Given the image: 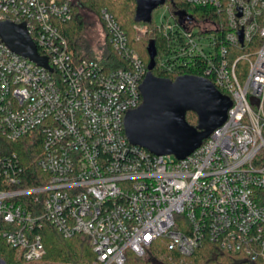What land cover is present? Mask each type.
Here are the masks:
<instances>
[{
	"label": "built area",
	"instance_id": "built-area-1",
	"mask_svg": "<svg viewBox=\"0 0 264 264\" xmlns=\"http://www.w3.org/2000/svg\"><path fill=\"white\" fill-rule=\"evenodd\" d=\"M187 2L213 8L217 19L182 30L170 55L206 60L203 76L232 105L225 122L178 159L125 133L148 68L111 11L101 9L100 18L123 59L115 67L70 48L60 24L73 18V0H0V20L25 22L50 67L0 40V236L17 250L14 264L41 260L44 222L65 237H86L91 264H125L127 250L145 257L159 239L180 261L209 239L264 264V0ZM170 20L161 19L166 30ZM252 43V57L230 60L231 46ZM240 58L249 63L244 78ZM26 138L40 142L31 173L13 145Z\"/></svg>",
	"mask_w": 264,
	"mask_h": 264
},
{
	"label": "trees",
	"instance_id": "trees-1",
	"mask_svg": "<svg viewBox=\"0 0 264 264\" xmlns=\"http://www.w3.org/2000/svg\"><path fill=\"white\" fill-rule=\"evenodd\" d=\"M62 1V0H58ZM74 3V16L71 20L60 24L61 31L67 37L70 48L77 56L97 57L100 61L107 64L109 67L121 65L123 59L112 48L107 33L105 34L106 50L100 55H92L83 51V44L81 42L83 32V20L76 9ZM83 6H88L96 12L107 8L111 11L121 27L126 32L129 46L136 50L144 61L146 67L150 62V54L148 46L151 41H154L156 55L155 66L152 72L157 76L169 77L175 79L181 74H194L198 76L205 75L206 60L200 57L188 60L185 57L182 59L173 58L170 54L175 51V38L182 39L181 31L193 28L188 26L186 19L190 18L195 21H202L205 19H217L216 13L211 7H204L193 5L187 0H166L164 5L171 13V23L175 24L173 29H165L163 24L152 19L149 22L137 21L135 19L136 1L135 0H81L79 2ZM179 11H184L185 14L180 17ZM103 24V22H102ZM139 25H146V34L144 36L138 35L136 31ZM104 26V24H103ZM105 29V27H104ZM106 32V30H105ZM196 32V31H195ZM147 35V36H146ZM258 48L256 43L246 44L243 48L240 46H231L229 58L232 62L240 55L248 54L252 57ZM164 61L167 65L176 66V72L162 67L160 62ZM248 59L240 58L236 62V71L240 78H244L248 72ZM187 121L190 124L197 125L198 116L194 111H187ZM23 143H14L15 149L18 150L26 160L29 167V172L35 171V152H40V142L26 138ZM38 155V154H37ZM32 180L29 181L31 183ZM42 235L45 246V253L42 256L40 264H91L95 259V253L89 240L82 235H74L65 237L60 234L57 229L48 222H44L42 227ZM127 261L125 264H156L162 262L163 264H175L172 260H177L176 253L168 250L166 241L159 239L152 244L150 257H139L131 250L126 251ZM172 256L173 259H168ZM0 257L8 264H14L18 259V252L15 248L6 243L4 238L0 236ZM188 264H251L249 259L244 258L240 254H235L221 248L216 243L209 239H204L201 245L195 252L186 258Z\"/></svg>",
	"mask_w": 264,
	"mask_h": 264
},
{
	"label": "water",
	"instance_id": "water-1",
	"mask_svg": "<svg viewBox=\"0 0 264 264\" xmlns=\"http://www.w3.org/2000/svg\"><path fill=\"white\" fill-rule=\"evenodd\" d=\"M137 21L149 22L155 8L166 0H135ZM182 17L185 12L179 11ZM0 40L13 51L40 65L49 67L48 57L41 55L25 22L0 20ZM240 42H243L240 31ZM150 62L140 84L142 103L124 117L125 133L131 143L155 154H173L183 159L196 149L228 116L232 99L211 80L194 74H181L175 79L157 76L154 41L148 46ZM256 98L252 97V102ZM198 116L197 125L187 121V111ZM0 264H8L0 257Z\"/></svg>",
	"mask_w": 264,
	"mask_h": 264
},
{
	"label": "rangeland",
	"instance_id": "rangeland-1",
	"mask_svg": "<svg viewBox=\"0 0 264 264\" xmlns=\"http://www.w3.org/2000/svg\"><path fill=\"white\" fill-rule=\"evenodd\" d=\"M76 4V9L79 15L82 17V20L84 22L83 24V32L81 37V42L83 44V51L88 52L92 55H100L103 51L106 50V43H105V29L102 24L101 18H100V12H96L93 9L89 8L88 6H83L79 2L81 0H74ZM164 13H166L164 15ZM171 13L168 9L165 8V5H159L157 8L153 10V17L154 20L157 22H161V19L163 18L164 21H167V19L170 16ZM186 22L188 23V26L190 27H199L205 28L207 24L201 22V21H195L191 20L190 18L186 19ZM209 26V25H208ZM207 26V27H208ZM146 25H139L137 27L136 31L138 32V35L144 36L146 34ZM196 29V28H195ZM147 36V35H146ZM150 253L145 256L144 258H149ZM168 259H173L169 255ZM40 260L35 262H20L18 264H40ZM175 264H188V261L186 259L184 261L180 260H172ZM156 264H163L162 262H156Z\"/></svg>",
	"mask_w": 264,
	"mask_h": 264
}]
</instances>
